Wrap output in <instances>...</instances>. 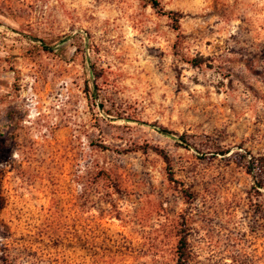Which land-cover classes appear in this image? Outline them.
Segmentation results:
<instances>
[{"label":"rangeland","instance_id":"obj_1","mask_svg":"<svg viewBox=\"0 0 264 264\" xmlns=\"http://www.w3.org/2000/svg\"><path fill=\"white\" fill-rule=\"evenodd\" d=\"M159 2L0 0V264H264V0Z\"/></svg>","mask_w":264,"mask_h":264},{"label":"trees","instance_id":"obj_2","mask_svg":"<svg viewBox=\"0 0 264 264\" xmlns=\"http://www.w3.org/2000/svg\"><path fill=\"white\" fill-rule=\"evenodd\" d=\"M149 4H151L154 8H158L160 5L159 0H147ZM169 17L175 19L177 23L176 28L179 29V16L174 11H166L165 12ZM196 66H200L202 64L201 58H195L193 60ZM161 132L170 135V136H178V139L182 142H187V134L179 135L178 132L170 130L166 127H160ZM220 147V146H219ZM155 152L160 154L168 163H170L169 156L165 153V151L159 147H151ZM222 154H228L229 151H221ZM247 158V173H249L254 179V185L258 187L264 186V157L263 156H256L254 154H249L246 156ZM169 178L171 181H174V174L173 172L169 173ZM260 204H257V208L255 209L257 213L262 214V218L264 219V199L260 201ZM187 239L185 236H182L178 242V254H179V263L180 264H188V250H187Z\"/></svg>","mask_w":264,"mask_h":264}]
</instances>
